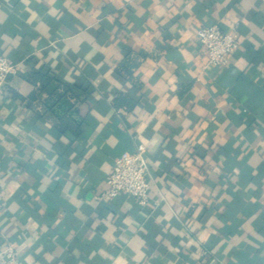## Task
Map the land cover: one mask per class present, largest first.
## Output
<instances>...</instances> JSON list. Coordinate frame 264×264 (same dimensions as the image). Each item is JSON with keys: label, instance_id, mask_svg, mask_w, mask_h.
<instances>
[{"label": "crops", "instance_id": "obj_1", "mask_svg": "<svg viewBox=\"0 0 264 264\" xmlns=\"http://www.w3.org/2000/svg\"><path fill=\"white\" fill-rule=\"evenodd\" d=\"M214 24L239 43L224 67L197 37ZM0 56L19 65L0 99V248L20 264H264L263 0H0ZM36 71L53 82L34 102ZM61 85L79 134L55 125ZM139 143L149 202L102 198Z\"/></svg>", "mask_w": 264, "mask_h": 264}, {"label": "built area", "instance_id": "obj_2", "mask_svg": "<svg viewBox=\"0 0 264 264\" xmlns=\"http://www.w3.org/2000/svg\"><path fill=\"white\" fill-rule=\"evenodd\" d=\"M197 37L203 55L207 57L209 64L217 67L227 66L239 46L233 32L224 30L219 24L200 28ZM18 72V64L0 56V99L10 76ZM149 166L145 144L139 143L133 152H124L116 158L112 171L107 176V188L102 193V198L111 200L125 193L134 197L139 205L145 206L151 195ZM0 264H20L17 249L9 240L0 248Z\"/></svg>", "mask_w": 264, "mask_h": 264}, {"label": "trees", "instance_id": "obj_3", "mask_svg": "<svg viewBox=\"0 0 264 264\" xmlns=\"http://www.w3.org/2000/svg\"><path fill=\"white\" fill-rule=\"evenodd\" d=\"M131 54L132 51H129ZM126 63V61H125ZM136 66L135 65H125L123 66V69L130 71V68ZM27 78L36 85V89L34 92L30 95L28 98L30 101L37 100L40 95L46 91L48 86L53 82V78L49 73H43V72H31L27 75ZM71 90H69L68 87H65L64 85H61L60 88H58L57 91H54L53 93H50L49 98L53 101L52 107L55 106V104L63 105L61 108H63L62 112H60L59 115V121L55 123L57 128L61 130L62 132H65L66 130H73L76 134H79L82 130L81 125L79 122H77L74 119H71L69 115H66V112L70 111L74 106L76 101H78L77 97H74L73 94L70 93Z\"/></svg>", "mask_w": 264, "mask_h": 264}]
</instances>
